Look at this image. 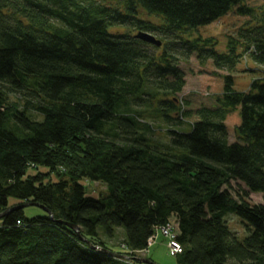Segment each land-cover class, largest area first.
<instances>
[{
    "label": "trees",
    "instance_id": "1",
    "mask_svg": "<svg viewBox=\"0 0 264 264\" xmlns=\"http://www.w3.org/2000/svg\"><path fill=\"white\" fill-rule=\"evenodd\" d=\"M247 1L0 0V213L36 203L51 214L0 219V264H141L171 219L176 264H264V77L240 92L230 74L221 93L177 97L191 52L228 71L244 55L264 67V14L239 29L243 45L230 37L238 48L227 55L196 36L233 9L252 14ZM238 108L230 142L225 121ZM38 167L48 172L28 174ZM83 180L105 194L88 197ZM232 182L263 203L234 198ZM99 228L107 241L123 229L117 250Z\"/></svg>",
    "mask_w": 264,
    "mask_h": 264
},
{
    "label": "rangeland",
    "instance_id": "2",
    "mask_svg": "<svg viewBox=\"0 0 264 264\" xmlns=\"http://www.w3.org/2000/svg\"><path fill=\"white\" fill-rule=\"evenodd\" d=\"M245 5L254 10L252 14L242 16L237 14L235 9H233L216 21L198 28L196 36L198 34L202 39L212 38V44L211 46H208L207 49L213 50L216 54L223 55H227L229 52H236L238 43L235 42L233 38L236 40L239 29L246 26L248 22L254 24L256 21L261 19L264 14V0H248ZM116 31L124 32V29L119 28ZM125 32L130 35L135 34V31H133L132 28H126ZM193 37L195 36H192L191 38ZM259 37L264 41V36L262 37V35H260ZM237 40L240 45L244 44V40L238 38ZM237 63V66L235 65L232 71H228L225 66L222 68L216 67L210 60L201 62L197 53L191 52L187 61H180V68L184 73L185 86L182 93H180L177 97H181L187 92H198L206 95L221 93L226 84L224 76L230 74L232 77V88L235 91L240 92L247 91L253 79L264 77V67L253 65V63L248 60V56L244 55L242 58L237 60ZM239 124L240 116L238 108L229 113L225 121L230 142L236 140L235 129ZM38 171L46 174L48 172V168L38 167L37 170L30 169L28 174H35ZM52 178L55 179L54 175H52ZM82 184L86 188V195L88 197L99 198V196L104 195L106 192V187L102 183L83 180ZM230 192L236 199L244 197L252 204L263 203L262 194L249 192L248 189L240 182H232ZM15 202V200L9 199L10 205L15 204ZM23 216L26 219L43 217L45 216V212L38 207L28 206L23 209ZM226 220L229 228L236 235H238L240 239H243L246 236L245 228L237 217L230 215ZM169 224L175 231H177V225L174 219H171ZM98 231L102 240L109 247L115 250L118 249V243L121 242L124 234L123 229H121V231L118 230L115 238L110 241L105 239H108V237L104 234L102 228H99ZM167 246L168 240L163 237H159L149 247L148 254L140 253L139 257L142 259L147 256L145 259L152 260L153 264H176L175 256L170 254Z\"/></svg>",
    "mask_w": 264,
    "mask_h": 264
},
{
    "label": "water",
    "instance_id": "3",
    "mask_svg": "<svg viewBox=\"0 0 264 264\" xmlns=\"http://www.w3.org/2000/svg\"><path fill=\"white\" fill-rule=\"evenodd\" d=\"M136 39H139V40H142L144 42H148L150 44H153V45H156L157 47H160L161 46V42L159 40H157L153 35L149 34V33H146V32H139L136 36H135ZM28 206H35V207H38L40 208L41 210H43L44 212H47L49 215L50 212L48 210H46V208H44L43 206L41 205H38L36 203H26V204H23L21 206H17V207H11L7 210H5L4 212H1L0 213V219H2L4 216H6L8 213H10L11 211H14V210H18V209H23L25 207H28ZM71 228L79 235V230L76 226H71ZM80 236V235H79ZM80 239L85 242L87 245L90 246L91 249H95V250H102L104 251L105 253L111 255V256H114L116 258H121V259H127L126 256L124 255H120V254H116L114 252H111L109 250H106V249H102L100 246H93L91 245L88 241H86L85 239H83L82 237H80ZM138 260L139 262L141 263H144V264H153L151 263L150 261L146 260V259H136Z\"/></svg>",
    "mask_w": 264,
    "mask_h": 264
},
{
    "label": "built area",
    "instance_id": "4",
    "mask_svg": "<svg viewBox=\"0 0 264 264\" xmlns=\"http://www.w3.org/2000/svg\"><path fill=\"white\" fill-rule=\"evenodd\" d=\"M158 235H161L162 237L168 239L167 247L169 249L170 254L174 255L181 252L180 245L174 240L175 235L173 233V228L170 226V224L157 228L155 233L149 238L148 246L152 245L157 240Z\"/></svg>",
    "mask_w": 264,
    "mask_h": 264
}]
</instances>
